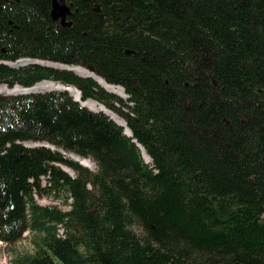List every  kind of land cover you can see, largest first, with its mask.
I'll return each instance as SVG.
<instances>
[{
	"label": "trees",
	"instance_id": "16d2710c",
	"mask_svg": "<svg viewBox=\"0 0 264 264\" xmlns=\"http://www.w3.org/2000/svg\"><path fill=\"white\" fill-rule=\"evenodd\" d=\"M66 1L69 27L0 0V87H76L132 136L67 91L0 93V242L33 233L11 264H264V0ZM60 192L69 209L37 200Z\"/></svg>",
	"mask_w": 264,
	"mask_h": 264
},
{
	"label": "water",
	"instance_id": "95a60500",
	"mask_svg": "<svg viewBox=\"0 0 264 264\" xmlns=\"http://www.w3.org/2000/svg\"><path fill=\"white\" fill-rule=\"evenodd\" d=\"M96 11L99 10L98 8V4L95 5V8H94ZM77 12V9L73 7V3L72 2H67L66 0H51V9H50V16L53 20L55 21H59V23L62 25V26H66V27H69L72 25V20L69 19V17H72L75 13ZM1 51H3V49H1ZM127 53H131L130 50H126ZM39 64V65H42V66H46V67H52V68H57V69H66V70H70V71H73L74 73L78 74V75H81V76H87V77H91L93 80H95L101 87H103L105 90H107L108 92H111V93H114L118 96H120L121 98L123 99H126L128 97V95L125 93L124 89H123V93L125 96H122L118 93H116L115 91L109 89V87H106L107 85H114V84H109L106 82V86L102 85L101 82L96 79V77H94L93 75L91 74H80L78 72H76L73 68L74 67H82V66H79V65H67V64H63V63H60V62H53V61H47V60H38V59H30V58H21V59H18L16 60L15 62H13L12 64L8 63L9 66L11 67H19V66H25V65H28V64ZM47 63H51V64H47ZM85 69H87L90 73L96 75L97 77H99L101 80L105 81L102 77L98 76L97 74H95L94 72V69L91 65H88L87 67H83ZM45 81V80H44ZM57 84L59 85H62L63 87H66V86H70V85H66V84H63L61 82H56ZM36 85V84H35ZM6 86V85H4ZM34 86V85H33ZM23 87L21 85H15L14 87L10 88V89H15V90H12L11 92H6L7 95H15V94H25V93H33V92H41L42 90H32L31 88L33 87ZM119 86V85H118ZM7 87V86H6ZM121 87V86H120ZM76 88V87H75ZM50 90V89H49ZM49 90H46V91H49ZM58 91H67L69 93L70 96L73 97V99L77 102H79L82 106H85L87 107L88 109L94 111V112H103L105 113L106 115H108L114 122H116L118 125L122 126V124L118 123L117 120H115L113 117H111L106 111L104 110H94V109H91L89 107V105L86 104V102L89 100H84L82 101L81 100V94H80V91L76 88L77 92H78V96H73L68 89L66 88H63V89H56ZM123 127V126H122ZM128 127V126H127ZM123 133L129 137L132 136V132L131 130L128 128V130H126L125 128H123ZM135 141V140H133ZM24 145L25 146H28V147H35V146H45V147H49L51 149L54 148V146H52L51 144H49L48 142H33V141H28V142H24ZM137 145L139 146L140 150H141V153H142V156L144 158V155H143V147L137 143ZM60 151L66 155V152L62 149H60ZM76 155V154H75ZM78 157H81L79 155H77ZM70 158H72L73 160L77 161L79 164L83 165V166H86L88 167L89 169H91V167L87 166V165H84L83 163H81L76 157L74 156H70ZM149 157V156H148ZM145 160V158H144ZM145 162H148L147 160H145ZM94 163V162H93ZM64 171H66L68 174L70 175H73V171L68 168L67 166H64L62 164H58ZM95 165V163H94Z\"/></svg>",
	"mask_w": 264,
	"mask_h": 264
},
{
	"label": "bare ground",
	"instance_id": "6f19581e",
	"mask_svg": "<svg viewBox=\"0 0 264 264\" xmlns=\"http://www.w3.org/2000/svg\"><path fill=\"white\" fill-rule=\"evenodd\" d=\"M47 64H51V63H47ZM76 72L80 73V74H91L93 75L94 77H96V79H98L102 85L106 86V81H103L101 80L99 77H97L96 75L90 73L87 69L83 68V67H74L73 68ZM40 83V82H39ZM44 84V85H43ZM106 87H109V89L115 91L116 93L122 95V96H125L124 93H123V89L122 87L118 86V85H107ZM43 88H47V89H63V88H66L69 90V92L73 95V96H78V92L76 90L75 87H72V86H66V87H63L62 85H59L57 84L56 82H43V83H40V84H36L34 85L31 89L32 90H42ZM12 90H15V89H10L4 85H2L0 87V93L2 92H11ZM87 105H89V107L91 109H94V110H104L106 111L111 117H113L115 120H117L118 123L122 124V126L128 130V127H127V124L125 122V120L120 117L118 114L112 112L111 110H109L108 108H106L104 105L96 102V101H93L91 99H89L87 102H86ZM66 152V151H65ZM66 154L70 155V156H74L76 157L81 163H83L84 165H87L89 167H94V163L91 159H87V158H83V157H78L77 155L75 154H72V153H67ZM143 155L145 157V160H147L148 162H150V158L148 157V155L145 153V151L143 150Z\"/></svg>",
	"mask_w": 264,
	"mask_h": 264
},
{
	"label": "rangeland",
	"instance_id": "374dc122",
	"mask_svg": "<svg viewBox=\"0 0 264 264\" xmlns=\"http://www.w3.org/2000/svg\"><path fill=\"white\" fill-rule=\"evenodd\" d=\"M10 63L12 64L13 62H10ZM44 82H49V81H44ZM46 90H49V89L47 88L42 89V91H46ZM50 90H56V89H50ZM1 94H5V92H2ZM66 156H69V155L66 154ZM91 169H95V165L94 167H91ZM45 182L46 181L43 177L42 184L44 185ZM56 197H59V198H56ZM64 198H65V194L60 192L58 196H54V194H49L43 197H37V200L42 205L56 204V205L62 206V200ZM62 207L63 209H69L68 205H63ZM32 236H33V233L31 231H27L23 234L22 238L13 245H7L3 242H0V264H11V258L15 254H23L26 252H30L32 250V242H31Z\"/></svg>",
	"mask_w": 264,
	"mask_h": 264
}]
</instances>
